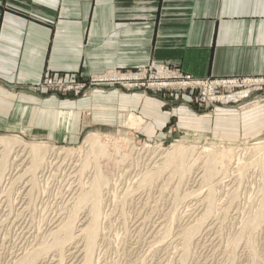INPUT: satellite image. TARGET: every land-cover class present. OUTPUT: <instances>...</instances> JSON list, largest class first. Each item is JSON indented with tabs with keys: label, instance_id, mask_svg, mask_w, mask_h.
Instances as JSON below:
<instances>
[{
	"label": "rangeland",
	"instance_id": "374dc122",
	"mask_svg": "<svg viewBox=\"0 0 264 264\" xmlns=\"http://www.w3.org/2000/svg\"><path fill=\"white\" fill-rule=\"evenodd\" d=\"M142 76L139 74L144 85L137 84L136 89L144 92L150 86L148 93H159L155 92L160 90L156 82L161 80L167 95L175 94L177 85L173 84V78L163 79L161 76L165 74L159 72L150 79L147 74ZM234 84L230 91L224 92L229 100H168L170 107L184 105L195 117H208V129L185 124L177 128L171 121L163 135L145 139L138 133L139 124L125 122L116 127L86 130L71 142H55L37 132H0V136H18L26 143L38 142L61 149L81 146L79 155L86 148L85 136L97 133L110 155L98 158L97 165L90 163L84 168L81 164L84 157L76 152L70 156L52 155L46 169L43 165L31 172L29 159L22 155L8 157L2 167L0 148V264H25L30 253L53 244L56 235L62 237L58 227L71 217L80 193L89 191L88 180L93 179L97 168L104 185L93 264H264V175L257 164L264 154V84L247 81ZM95 87L113 86H88L79 94H66L89 96ZM129 119L135 122L133 117ZM218 122L219 128L215 126ZM175 144L190 149L185 164L191 169L184 175L177 173L174 165L160 169L165 153ZM210 151L216 169L211 167L205 172ZM220 163L227 166L226 173L221 170L223 165L219 168ZM242 163L249 166L244 172ZM213 169L215 175L207 179ZM209 193L211 198L207 196ZM210 199L212 202L208 203ZM89 206L82 205L76 211L75 236L87 224ZM260 213L259 225L251 227V220ZM76 238L65 242L61 250L50 245L32 264H82L85 241L82 236Z\"/></svg>",
	"mask_w": 264,
	"mask_h": 264
},
{
	"label": "crops",
	"instance_id": "0c3cea01",
	"mask_svg": "<svg viewBox=\"0 0 264 264\" xmlns=\"http://www.w3.org/2000/svg\"><path fill=\"white\" fill-rule=\"evenodd\" d=\"M149 65L264 84V0H0V132L71 142L125 122L139 124L145 139L163 135L171 121L208 129V117L169 106L174 94L113 86L73 96L39 86L49 75L86 78Z\"/></svg>",
	"mask_w": 264,
	"mask_h": 264
},
{
	"label": "bare ground",
	"instance_id": "6f19581e",
	"mask_svg": "<svg viewBox=\"0 0 264 264\" xmlns=\"http://www.w3.org/2000/svg\"><path fill=\"white\" fill-rule=\"evenodd\" d=\"M237 95V94H236ZM200 120V119H199ZM132 122V121H131ZM128 124V123H127ZM105 139H106V137H105ZM83 142H84V144H85V149H83V151H82V154H80L82 157H84V159L82 160V167L84 168V167H86L88 164H93L94 166L95 165H97V159L98 158H103V157H106L107 155H109L108 154V152H107V150H106V146L100 141V137H99V135L97 134V133H90V134H87L86 136H85V138H84V140H83ZM130 144V143H129ZM124 145V144H123ZM123 145H121V146H123ZM109 146V145H108ZM131 146V148H133L132 147V145H130ZM0 148H2V160H1V166L3 167L4 165H5V163L7 162V158L8 157H15V158H17V157H19V156H23L22 158H24V157H26V158H28L29 159V163H30V167H29V169H30V171L32 170V171H37V169H39L41 166H43L44 168H45V165H49L50 163H51V160H50V158L52 157V155L54 156V155H59V154H64L65 156H70L71 154H73V153H75L76 152V154L77 155H79V153H81L79 150H81L82 148H81V146H76V147H72V148H56V147H52V146H49V144H48V146L47 145H44V144H40V143H35V142H32V143H26V142H24V141H22V140H20V138H18V136L16 137V136H6V135H4V136H0ZM220 148V147H219ZM206 149V148H205ZM208 149H210V148H208ZM217 149V148H216ZM109 150V149H108ZM203 150V149H202ZM213 150V149H212ZM218 150V149H217ZM230 150V149H229ZM216 151V150H215ZM228 151V150H227ZM117 152V151H116ZM189 152H190V149L189 148H186L185 146H182V145H180V144H175L174 145V147L173 148H171L169 151H167L166 153H165V155H166V157H165V159H164V161H163V165H161L162 167H160V169H162V168H166V167H168V166H171V165H174L175 166V171L177 172V173H179V174H181V175H184L185 173H188L187 171H189L191 168H190V166H189V164H188V166L185 164V161H186V158H187V155L189 154ZM199 152V151H198ZM202 152V151H201ZM209 152V151H208ZM211 152V151H210ZM263 152V151H262ZM220 154H221V152H219ZM224 153V152H223ZM225 153H226V151H225ZM120 154V153H119ZM202 154V153H201ZM210 154V158H208L209 159V161L207 162V164H205V172L206 171H210L212 168L211 167H214V169H216V167H215V165H212V160L213 159H211L212 158V156H213V153L211 152V153H209ZM79 155V156H80ZM112 155V154H111ZM127 155V154H126ZM194 155H195V153H194ZM228 155V154H227ZM231 155H233L232 153H231ZM258 155V154H257ZM61 156V155H60ZM110 156V155H109ZM117 156H118V153H117ZM216 156V155H215ZM226 156V155H225ZM224 156V157H225ZM208 156H206V158H207ZM227 158H228V156H226ZM232 157V156H231ZM213 158H214V156H213ZM258 158V156L255 158V160ZM75 159V158H74ZM90 159H92V160H90ZM203 159V158H202ZM215 159V158H214ZM220 159V158H219ZM229 159H230V157H229ZM228 159V160H229ZM240 159V157L238 158V160ZM14 160V159H13ZM79 160V159H78ZM122 160V159H121ZM191 160V159H190ZM227 160V159H226ZM234 160H235V158H234ZM253 160V159H252ZM6 161V162H5ZM67 161V160H66ZM117 161V160H116ZM218 161V160H217ZM240 161H241V159H240ZM257 161H258V163L257 164H259V165H261L260 166V168L262 169V174L264 175V154L263 155H261L260 157H259V160L257 159ZM93 162V163H92ZM193 163H191L192 165L194 164V162L195 161H192ZM197 162V161H196ZM215 162V161H214ZM221 162V161H220ZM251 162H253L255 165H257L256 163H255V161L253 160V161H251ZM12 163H14V162H12ZM20 163V162H19ZM68 163H70V162H68ZM78 163H80L79 161H78ZM226 163V162H225ZM229 163V162H228ZM235 163V162H234ZM249 163V162H248ZM15 164V163H14ZM65 164V163H64ZM71 164V163H70ZM190 164V165H191ZM200 164V163H199ZM214 164H216V163H214ZM232 164V163H231ZM238 164H239V162H238ZM243 164V163H242ZM241 164V165H242ZM245 164V163H244ZM243 164V166H244V169L241 167V165H240V167L243 169V171L242 172H244V170H246L249 166L247 165H244ZM247 164V163H246ZM20 165H22V164H20ZM28 165V164H27ZM220 166H219V168H221V165H223V164H219ZM226 165H227V163H226ZM225 164L223 165V167L221 168V170H223L224 169V173H226L225 171V168H227V166H226ZM250 165H253V164H250ZM11 166V165H10ZM99 166V165H98ZM114 166V165H113ZM116 166V165H115ZM173 166V167H174ZM194 166V165H193ZM193 166H191L192 167V169H193ZM224 166H226V167H224ZM18 167H20V166H18ZM28 167V166H27ZM48 167V166H47ZM247 167V168H246ZM63 168V167H62ZM236 168H237V165H236ZM239 168V167H238ZM15 169V168H14ZM43 169V168H42ZM46 169V168H45ZM57 169V168H56ZM61 169V168H60ZM71 169V168H70ZM202 169H203V167H202ZM213 169V170H214ZM240 169V168H239ZM242 169H240V170H238V171H240L241 172V170ZM212 170V172L213 173H211L210 175L211 176H209L207 179H210V178H212V176H214L215 175V170L213 171ZM229 170V169H228ZM31 171V172H32ZM41 171V170H40ZM45 170H43V172H44ZM220 171V170H219ZM8 172V171H7ZM49 172H51V171H49ZM70 172H72V171H70ZM78 172V171H77ZM80 172V171H79ZM217 172H218V170H217ZM241 172V173H242ZM35 173V172H34ZM209 173V172H208ZM207 173V174H208ZM222 173V172H221ZM224 173H223V175H224ZM228 173V172H227ZM32 174V173H31ZM45 174V173H44ZM69 174V173H68ZM217 174V173H216ZM218 174H219V172H218ZM261 173H260V175H262ZM22 175H23V173H22ZM34 175V174H33ZM35 175H36V173H35ZM203 175H206V173L205 174H203ZM25 176V175H24ZM37 176H38V174H37ZM94 176V177H93ZM93 179H92V181H91V179L90 180H88V181H90L91 183H90V186H89V191H87L86 193H80V196H78L77 197V202L76 203H74L75 205H74V207H72V211H71V213L72 214H70L71 215V217L70 218H67V219H69V220H66V218H65V221H67L66 223L64 222V224L63 223H61V228H60V226L58 227L60 230H58V228H57V230L60 232V234L62 233V237H57V235L55 236L56 238H54L55 240H53L54 242H53V244L51 243V244H46V245H44V246H41L42 248L41 249H39L40 247H38V251H36L35 249V251L36 252H32V253H30L31 254V256H29L28 258H26L25 259V264H32L37 258H38V256H40V253L42 254L43 252H44V254H45V252L48 250V249H50V245H52V247L53 246H55V247H58V248H60V250H61V248H62V246L65 244V242L67 243H69V241H71L72 239H74V238H78V236H82V238L84 239L83 241H85V245H83L84 246V248H83V257H82V259L81 260H83V262H82V264H93V262H92V252H93V248H94V245H96V238H97V236L99 235L98 234V230H99V218H100V198H102V196H101V194H103V190H101V187H102V185H104L103 183V178H102V176H100V173H98V168L97 169H95V171H94V174H93ZM20 177V176H19ZM34 177V176H33ZM32 177V178H33ZM207 177V176H206ZM205 178V177H204ZM17 179H18V177H17ZM33 179H35V178H33ZM46 179V178H45ZM30 180V179H29ZM211 180V179H210ZM209 180V181H210ZM28 181V180H27ZM34 181V180H33ZM208 181V182H209ZM35 183V182H34ZM35 185V184H34ZM105 185H106V183H105ZM107 187V186H106ZM211 188V187H210ZM32 189V188H31ZM263 189H264V186H263ZM86 190V189H85ZM212 190V189H211ZM210 190V191H211ZM260 190H261V188H260ZM72 193V192H71ZM107 193V192H106ZM105 193V194H106ZM211 193H213V191L211 192ZM69 194V193H68ZM67 194V195H68ZM67 195H65V196H67ZM208 198H211V194L209 193L208 195ZM74 197V196H73ZM72 197V198H73ZM74 201H75V199H74ZM210 202H208V203H211L212 202V200L210 199L209 200ZM102 203H103V201H102ZM101 203V204H102ZM90 205L91 206V208H90V211L88 212L89 213V215H88V217L87 218H85L86 219V221H87V224L86 225H84V227H82V228H79V234H78V232L76 233V236H75V234H73L75 231L73 230V221H75L74 219H76L77 217H75L77 214H76V211L80 208V207H82V205ZM89 206V207H90ZM88 207V208H89ZM102 208V207H101ZM88 211V210H87ZM70 212V211H69ZM103 212V211H102ZM101 212V213H102ZM78 213V212H77ZM104 213V212H103ZM102 213V215H104ZM76 214V215H75ZM68 215H69V213H68ZM79 216V215H78ZM83 217H84V215H82ZM66 217V216H65ZM75 217V218H74ZM104 217V216H103ZM85 219H83V220H85ZM60 220V219H59ZM80 220V219H79ZM102 220V219H101ZM52 222H53V220H51ZM62 221V220H61ZM60 221V222H61ZM64 221V220H63ZM260 221H261V213L259 214V215H257V216H255L252 220H251V227H253V228H255L256 226H258L259 225V223H260ZM57 222H58V220H57ZM81 222V221H80ZM84 222V221H83ZM100 223H101V221H100ZM56 224V223H55ZM63 225V226H62ZM75 225H76V223H75ZM54 226V225H53ZM79 226V225H78ZM52 227V226H51ZM80 227V226H79ZM77 228V227H76ZM53 231H56V230H53ZM58 231L57 232H55V233H57L58 234ZM193 231V229L190 231V232H192ZM51 232H52V229H51ZM102 232V231H101ZM53 234H54V232H52ZM52 233H51V235H52ZM47 234H48V232H47ZM78 234V235H77ZM101 234V233H100ZM49 235H50V233H49ZM59 235V234H58ZM53 236V235H52ZM44 238V237H43ZM52 238V239H53ZM76 238V239H77ZM44 239H46V237L44 238ZM75 239V240H76ZM99 239V238H98ZM98 239H97V241H98ZM52 241V240H51ZM73 242V241H72ZM79 242H80V239H79ZM82 242V241H81ZM79 244V243H78ZM80 245V244H79ZM68 246V245H67ZM70 246V245H69ZM54 247V248H55ZM66 247V246H65ZM77 248H78V246H76ZM68 248V247H67ZM64 249V248H63ZM73 249H76L75 247L73 248ZM81 248H79V250H80ZM59 250V249H58ZM59 250V251H60ZM67 250V249H66ZM58 251V252H59ZM78 251V250H77ZM81 251V250H80ZM57 252V253H58ZM66 252V251H65ZM72 252V251H71ZM79 252V251H78ZM48 253H49V251H48ZM64 254V253H63ZM66 254V253H65ZM78 254H80V253H78ZM26 255V254H25ZM75 255V254H74ZM51 256V255H50ZM71 256V255H70ZM94 256V255H93ZM25 257V256H24ZM47 257H48V254H47ZM75 257V256H74ZM79 257V256H78ZM23 259V258H22ZM68 259V258H67ZM80 259V258H79ZM78 259V260H79ZM38 260V259H37ZM53 260V259H52ZM61 260H62V258H61ZM61 260H60V262H61ZM71 261H72V259H70ZM46 261H48V260H46ZM57 261V260H56ZM63 261H64V259H63ZM22 262V261H21ZM60 262H58V263H60ZM23 263V262H22ZM80 263V262H79ZM68 264V263H67Z\"/></svg>",
	"mask_w": 264,
	"mask_h": 264
},
{
	"label": "built area",
	"instance_id": "2783aa9c",
	"mask_svg": "<svg viewBox=\"0 0 264 264\" xmlns=\"http://www.w3.org/2000/svg\"><path fill=\"white\" fill-rule=\"evenodd\" d=\"M158 72L162 75L163 79L173 78L174 83L177 87L175 88L176 92L174 94V98L180 99L182 94H188L189 100L194 101H214V100H229L228 95H225L224 92L230 91L232 89V85H235V82H253L259 83L257 79H246V78H226V79H216V78H205V79H198L194 78L189 74H183L176 70H173L169 67L164 65H149L141 69L137 70H128V71H121V70H114V71H107L103 74L99 75H91L86 78L80 77H63V76H46L45 79L42 80L40 83L41 88H45L46 90H50L53 92L66 94L69 92H73L74 94H79L88 86H119L126 89H135L136 85H144L142 80L143 78L139 77V74L146 75L150 79L153 76L158 75ZM143 77V76H142ZM157 79L156 77H154ZM161 80L157 81L156 83L159 84V93H163V95L167 94L168 90H164L163 83L160 82ZM139 82V83H138ZM261 84V83H259ZM145 87V86H144ZM97 88V87H95ZM148 88L151 89L150 86H146L144 90ZM92 87L90 88V91ZM163 90V91H162ZM147 91H144L147 92ZM185 91V92H183ZM198 91V93H197ZM92 92V91H91ZM224 97L222 99H219ZM246 97V95L241 96Z\"/></svg>",
	"mask_w": 264,
	"mask_h": 264
}]
</instances>
